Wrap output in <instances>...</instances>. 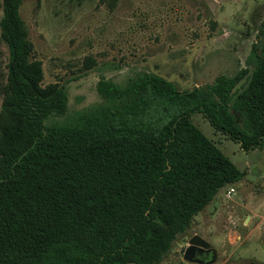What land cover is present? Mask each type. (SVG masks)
Returning <instances> with one entry per match:
<instances>
[{
    "label": "trees",
    "instance_id": "16d2710c",
    "mask_svg": "<svg viewBox=\"0 0 264 264\" xmlns=\"http://www.w3.org/2000/svg\"><path fill=\"white\" fill-rule=\"evenodd\" d=\"M22 4L2 0L0 22L9 48L0 264L160 263L219 192L245 176L192 116L202 114L245 152L264 149V42L246 68L203 89L182 92L149 74L126 86L100 79L97 93L110 105L76 124L48 125L66 115L68 95L59 83L43 86Z\"/></svg>",
    "mask_w": 264,
    "mask_h": 264
},
{
    "label": "rangeland",
    "instance_id": "374dc122",
    "mask_svg": "<svg viewBox=\"0 0 264 264\" xmlns=\"http://www.w3.org/2000/svg\"><path fill=\"white\" fill-rule=\"evenodd\" d=\"M20 13L43 86L59 83L68 95L66 115L46 123L71 125L111 104L97 93L100 79L126 86L149 74L183 92L234 77L261 37L264 0H23ZM8 63L0 28V110ZM192 121L245 176L219 192L158 264H197L181 254L194 235L215 249L212 264H264V149L243 151L202 114Z\"/></svg>",
    "mask_w": 264,
    "mask_h": 264
},
{
    "label": "water",
    "instance_id": "95a60500",
    "mask_svg": "<svg viewBox=\"0 0 264 264\" xmlns=\"http://www.w3.org/2000/svg\"><path fill=\"white\" fill-rule=\"evenodd\" d=\"M263 42H264V33L262 34V37L260 41L257 43L256 47H259ZM253 72L254 69L253 68L250 69L248 75L244 79H242L237 85V88H239L242 84H244L247 81V78L249 77V80L247 81L246 85L242 90L239 91L238 95L243 93L244 90L248 87L250 81L252 80ZM181 254L183 259L189 263L212 264L215 262L216 259L215 249L212 247L210 243L206 242L199 235H194L189 240V246L185 250H182Z\"/></svg>",
    "mask_w": 264,
    "mask_h": 264
},
{
    "label": "built area",
    "instance_id": "2783aa9c",
    "mask_svg": "<svg viewBox=\"0 0 264 264\" xmlns=\"http://www.w3.org/2000/svg\"><path fill=\"white\" fill-rule=\"evenodd\" d=\"M235 192V189L231 188L228 192L229 195H231V193Z\"/></svg>",
    "mask_w": 264,
    "mask_h": 264
}]
</instances>
